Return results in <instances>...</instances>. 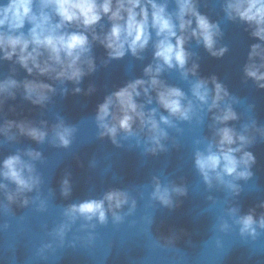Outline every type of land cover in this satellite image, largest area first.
I'll return each instance as SVG.
<instances>
[{"label":"clouds","instance_id":"9594fccd","mask_svg":"<svg viewBox=\"0 0 264 264\" xmlns=\"http://www.w3.org/2000/svg\"><path fill=\"white\" fill-rule=\"evenodd\" d=\"M200 5L201 0H0V65L12 66L8 75H0V148L23 137L38 145L68 149L77 132L75 126L60 117L51 127L44 120L7 119L6 103L19 96L44 109L58 92L68 94V84L73 86V95L92 96L96 86L89 83L85 90L81 85L100 67L129 56L143 61L150 52L151 61L141 76L126 81L97 104L94 123L98 138H107L117 148L134 140L144 155L156 156L168 151L170 139L173 147L178 146L170 138V130L180 135L181 124L201 126L208 117L211 135L194 142L192 165L208 191L216 188L228 194V219L221 217L217 230L228 234L235 228L241 239L257 241L264 234V201L257 205L262 210L259 215L256 208L241 214L229 201L240 195L239 182L253 177L256 157L250 149L258 140L264 141V126L249 117L237 129L234 123L241 117L234 105L240 102L238 98L216 75H199L193 42L214 59H223L229 52L221 43L220 22L201 13ZM220 7L226 21L244 26L249 38L256 41L248 46L242 79L264 91V0H221ZM97 47L105 54L99 65ZM17 69L26 74L23 79L16 78ZM166 73H176L187 92L164 79ZM8 111L15 112V108ZM43 162L42 152L32 148L0 159V215H14L13 205H35L41 213L47 210L48 201L41 192L44 179L37 169ZM151 184L150 200L168 209L188 194L183 184L162 183L158 176L152 177ZM72 187L70 174H65L60 181L64 199L71 196ZM208 199L216 203L211 196ZM136 209L137 200L119 188L108 189L99 198L68 204L63 207L62 222L48 233L51 241L42 244L36 256L46 261V254L63 249L78 222L80 231L88 233L86 242L91 246L97 225H107L110 218L112 225L119 226ZM8 228L7 223L0 224V231ZM173 242L169 238L159 246L166 248ZM67 246L75 249L79 244L73 240ZM216 247H221L220 240Z\"/></svg>","mask_w":264,"mask_h":264},{"label":"water","instance_id":"95a60500","mask_svg":"<svg viewBox=\"0 0 264 264\" xmlns=\"http://www.w3.org/2000/svg\"><path fill=\"white\" fill-rule=\"evenodd\" d=\"M220 3L221 0H201L200 11L220 22L224 32L221 43L228 46L229 52L223 59H214L193 42L191 50L199 57V75H216L238 98L240 102L234 105L241 117L234 123L237 129L249 117L264 126V91L258 90L251 81L244 83L241 72L248 46L256 41L249 38L244 26L224 19ZM104 55L102 48L95 49L98 65ZM150 61L149 52L145 53L143 61L129 56L110 62L107 68L100 67L81 85L86 90L89 83L94 84L97 91L92 96L73 95V86L68 84V94L61 96L58 92L44 109L33 107L19 96L6 103L7 119H28L37 123L44 120L51 127L60 117L75 126L77 132L68 149L55 148L48 143L38 145L23 137L18 143L0 148V159L28 148L42 152L44 162L38 163L37 169L44 179L42 195L48 201L43 213L37 212L35 205L27 208L13 205L14 215H0V224L9 225L7 230L0 231V264H264V234L252 242L241 239L235 228L228 234L218 232L219 219H228L225 215L228 194L216 188L208 191L192 165L194 142L211 135L208 117L201 126L195 122L181 124L180 135L170 130L169 136L178 141V146L173 147L170 139L168 151L156 156L144 155L142 149L134 146V140L122 142L117 148L107 138H98L94 123L97 104L126 81L141 76L143 67ZM11 67L8 63L0 65V75H8ZM25 75L17 69V79ZM163 78L187 92V85L176 73H166ZM10 107L15 108V112H9ZM250 151L256 157L253 177L239 182L242 191L229 203L239 207L241 214L256 208L259 215L262 210L257 205L264 201V141L258 140ZM92 162L94 167L90 166ZM65 174H70L73 186L68 199L60 194V181ZM153 176H158L162 183L183 184L188 190L187 196L179 198L172 209L151 201ZM112 188L125 190L137 200L132 216L126 217L119 226L112 225L110 218L107 225H97L91 246L86 242L88 233L80 231L78 222L68 233L63 249L54 255L46 254V261L37 258V249L51 241L49 231L62 222L63 207L99 198ZM29 196L34 197L35 192ZM169 238L174 242L161 248L159 245ZM73 240L79 244L75 249L67 246ZM217 240L221 242L220 248L216 247Z\"/></svg>","mask_w":264,"mask_h":264}]
</instances>
